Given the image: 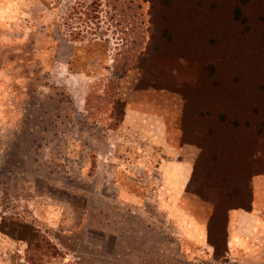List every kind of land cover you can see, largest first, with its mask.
Returning a JSON list of instances; mask_svg holds the SVG:
<instances>
[{"label":"rangeland","instance_id":"rangeland-1","mask_svg":"<svg viewBox=\"0 0 264 264\" xmlns=\"http://www.w3.org/2000/svg\"><path fill=\"white\" fill-rule=\"evenodd\" d=\"M81 1L0 0V264H240L181 218L220 252L226 207L264 172V0H99L88 19ZM133 97L161 108L139 105L143 122L211 142L174 205L152 167L113 183L133 139L106 129Z\"/></svg>","mask_w":264,"mask_h":264},{"label":"crops","instance_id":"crops-1","mask_svg":"<svg viewBox=\"0 0 264 264\" xmlns=\"http://www.w3.org/2000/svg\"><path fill=\"white\" fill-rule=\"evenodd\" d=\"M133 99L124 101L123 113L118 125L114 129H106L112 133L124 131L125 135L131 136L133 139L132 144L121 145L125 157L120 160L119 164L127 170L120 176H115L113 183L119 181V186H122L125 181L132 179L133 176L129 174L130 169L137 171L139 174L137 178H148V176H144L145 172L149 167H152L157 173L156 179L160 180L162 184L160 188L153 189V193L165 198L168 197L169 205L170 203L174 205L178 195H180L179 199H182L180 193L189 176L193 161L190 155L191 150H186L184 146H180V134L175 135L169 129L155 127L159 121L154 123L155 125L150 124L151 120H161L159 117L154 116L153 119L148 118V123L143 122L139 116V105L149 109L148 116L152 115V110L158 113L157 110H161L160 107L154 105L151 99L139 100L138 97H133ZM168 111L164 112L169 115ZM139 124L144 127L139 126ZM249 181L250 201L248 209L231 208L225 213V254L240 264H264V172L253 173ZM120 189L118 194L120 199L124 197L130 199L131 190L128 187L125 189L120 187ZM171 214L175 215L174 210ZM181 220H184L185 224L188 222L187 227L181 228V232H187L185 236L192 245L194 243L195 246H208L205 222L192 217L181 218Z\"/></svg>","mask_w":264,"mask_h":264},{"label":"trees","instance_id":"trees-1","mask_svg":"<svg viewBox=\"0 0 264 264\" xmlns=\"http://www.w3.org/2000/svg\"><path fill=\"white\" fill-rule=\"evenodd\" d=\"M98 1L99 0H92L91 4H87V5L83 1L73 3L70 6L71 16H75L76 18H81V19H83V18L88 19L89 17L97 16L96 9H97V6L99 5ZM88 8H90L89 12H88ZM77 34H78V32H73L71 38L75 39ZM228 110H231V108L228 107ZM122 113H123V107L121 109V114H120L119 119L112 123V126H111L112 129H114L118 125V123L120 122L121 117H122ZM188 127L187 128L186 127L181 128L182 130L180 132L179 138L185 142L195 144L196 146L200 147V152L196 156V158H195V160L191 166V171L189 174V179H191V178H194L193 177L194 175L198 174L202 170H205V167H207L205 164V161L208 158V155L206 154L205 149L202 146H199L200 142L203 143L206 147L210 146L211 142L208 138H205V137L204 138L199 137L198 139L194 138V134H205V133L207 134L206 131H204L203 133H196L195 129H191L192 128L191 126H188ZM232 129H233V127H232ZM192 139L196 140V142L191 141ZM197 141H199V142H197ZM230 150H231L230 146L227 147V144H226V146L224 147L223 142L220 141L218 143V147H217V152L219 154L217 156L224 157L225 154H222V153H225L226 151H230ZM222 163H225V162H222ZM220 169H224V165L220 166ZM249 201H250V196H249V200L245 206H240L238 204L231 203L230 205H228L226 207L224 213H226V211L228 209H231V208L248 209ZM224 216H225V214H224ZM225 225H226V216H225ZM220 239L222 240L221 243H222L223 247H222V250L220 252H216L215 245L217 244L216 243L217 236L213 232L209 231V228L207 227V234H206L207 244L212 246V252H213V254H216L217 256H222L226 250V244H225L226 243V233H225V230H224V239H222V238H220Z\"/></svg>","mask_w":264,"mask_h":264}]
</instances>
